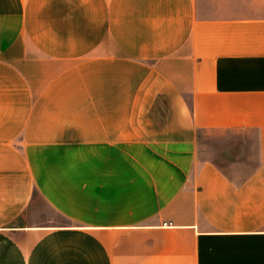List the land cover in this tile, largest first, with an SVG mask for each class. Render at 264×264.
<instances>
[{
    "label": "crops",
    "instance_id": "0c3cea01",
    "mask_svg": "<svg viewBox=\"0 0 264 264\" xmlns=\"http://www.w3.org/2000/svg\"><path fill=\"white\" fill-rule=\"evenodd\" d=\"M224 1L0 0V264H264V0Z\"/></svg>",
    "mask_w": 264,
    "mask_h": 264
},
{
    "label": "rangeland",
    "instance_id": "374dc122",
    "mask_svg": "<svg viewBox=\"0 0 264 264\" xmlns=\"http://www.w3.org/2000/svg\"><path fill=\"white\" fill-rule=\"evenodd\" d=\"M224 8H229L228 11L241 13L246 11H257L258 13L262 12V3L261 1L255 2L254 4L243 2L242 0H233L232 4H228L225 1L223 2ZM260 11V12H259ZM242 135L238 133H216L209 132L203 133L200 136V155L203 157H209L214 159L216 162L222 166L228 164L230 159L226 155V150L230 143H236L237 154L236 156L239 161L248 166H254L258 162V146L256 142L253 144L242 141ZM234 140V141H232ZM239 176V174H238ZM50 210V209H49ZM47 210V223L53 220L55 214L52 211ZM52 215V218H50Z\"/></svg>",
    "mask_w": 264,
    "mask_h": 264
}]
</instances>
